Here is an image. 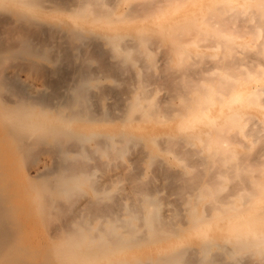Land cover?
I'll list each match as a JSON object with an SVG mask.
<instances>
[{"label":"bare ground","instance_id":"obj_1","mask_svg":"<svg viewBox=\"0 0 264 264\" xmlns=\"http://www.w3.org/2000/svg\"><path fill=\"white\" fill-rule=\"evenodd\" d=\"M187 1L0 0V264H264V0Z\"/></svg>","mask_w":264,"mask_h":264},{"label":"rangeland","instance_id":"obj_2","mask_svg":"<svg viewBox=\"0 0 264 264\" xmlns=\"http://www.w3.org/2000/svg\"><path fill=\"white\" fill-rule=\"evenodd\" d=\"M209 0H198V2L199 3H206V2H208ZM195 3L194 1H191V0H189V1H187V2H185L184 4H182L178 9H176L175 11H171V13L170 12H167V14H173L174 13V15H175V13L178 15H182L183 13L186 15V14H192V12H193V10H195L196 9V7L198 6V4L199 3ZM125 5V3H123L122 2V6H124ZM169 16V15H168ZM124 26V22H122V27ZM122 32H123V29H122ZM202 43V42H201ZM204 44V43H203ZM163 45H161V47H162ZM160 46H152V48H153V53L152 54H154V53H156V54H154V59H156V61H155V63H156V66H158V68H157V71L158 72H156L157 73V75L158 74H160L159 76H160V78L158 77L157 79H156V76H155V78L154 79H156V81H157V83L155 82V84H154V86L153 87H156L155 89H159V90H157L156 92H157V98H161V97H165V96H167V95H169V93H170V88H171V82H170V80H169V78H173L174 77V75H175V72L177 73L178 71H176V69L174 68L173 69V66H174V63H175V58H173V59H171L169 62H165V59H164V56L162 55V54H164V53H161V51L163 50V47L161 48ZM155 48V49H154ZM156 48H160V49H157L156 50ZM161 50V51H160ZM192 50H193V48H192ZM197 51H201V52H203V54L205 55V56H209V55H206L205 53H210L211 52V50H209V49H206V48H204V47H202V46H200L198 49H197ZM219 51V50H218ZM217 51V52H218ZM218 53H220V51L218 52ZM158 54L160 55V57L158 56ZM247 54V53H246ZM245 55V54H244ZM243 54L242 55H240L239 54V57H242V56H244ZM249 55H251V53L249 54ZM249 55H247V56H249ZM158 56V57H157ZM204 56V57H205ZM244 57H246V56H244ZM250 57V56H249ZM249 57H247V58H249ZM210 58H211V60L213 59L214 60V58L213 57H209V58H204V60H203V58H202V60L201 61H203V62H199V64L201 63V65L203 64L204 65V63H205V65H206V68L207 67H210L211 66V63H212V65H213V61H210ZM243 58V57H242ZM242 58H240V59H242ZM158 59H159V61H158ZM162 59V60H161ZM197 59V58H196ZM207 59V60H206ZM244 59H246V58H244ZM262 59V58H261ZM248 61H249V59H247ZM161 61H163V62H161ZM243 61H245V60H243ZM263 61V60H262ZM159 62V63H158ZM196 63H197V61H195ZM194 62V63H195ZM209 62V63H208ZM163 63H166V64H163ZM196 63L194 64V65H196ZM162 64V65H161ZM168 64V65H167ZM208 64V65H207ZM161 65V66H160ZM170 66V67H166V66ZM193 65V64H192ZM200 65V66H201ZM205 65H204V67H205ZM197 66V65H196ZM196 66H194V67H196ZM199 66V65H198ZM197 66V69H200V67H198ZM162 67L163 68H165L166 70H161V72H160V69L159 68H161L162 69ZM204 67H202L201 66V68H204ZM168 69V70H167ZM190 69V70H189ZM189 69H187L189 72L190 71H192L193 69H195V68H191V66H190V68ZM172 70V71H171ZM196 70V69H195ZM167 71V72H166ZM171 73V76H170V73ZM21 74H22V76H21ZM165 74V75H164ZM167 74H168V76H167ZM19 75H20V78L22 79V80H25V81H27V82H32L33 80H34V84L35 85H37V86H41L42 85V82L39 80V79H37L34 75H32V77H31V74L28 72H19ZM126 75H128V74H125V75H122V79L123 78H125L124 76H126ZM165 76V77H164ZM127 77V76H126ZM164 77V78H163ZM163 79V80H162ZM160 80V81H159ZM162 80V81H161ZM37 82V84H36V82ZM101 81L103 82V83H111L113 80H112V78H108V77H103L102 79H101ZM178 81V80H177ZM162 82V83H161ZM159 83V84H158ZM167 83V84H166ZM174 83H175V80H174ZM39 84V85H38ZM163 84H165V85H163ZM123 86V85H122ZM150 86H152V85H150ZM160 87V88H159ZM166 87V88H165ZM161 89V90H160ZM167 90V91H166ZM164 93V95H162L163 93ZM167 92V93H166ZM162 93V94H161ZM166 94V95H165ZM245 111L246 112H249V113H252V114H255V115H257V116H261V112L263 111V110H261L259 107H255V106H250V107H246L245 108ZM250 120H253L252 118L250 119ZM252 122V121H251ZM258 142V141H257ZM263 142V141H262ZM261 142L259 141L258 143H256V145L254 146L255 148H252V149H254V150H252V152H251V150H250V154H252V153H257V149H259V147L262 145V143L260 144ZM258 146V147H257ZM241 149V148H240ZM253 151H255V152H253ZM162 188V187H161ZM160 193L163 195V196H165L166 195V197H171L170 199H174V197H175V195L174 194H172V193H170L169 191H168V189L166 190V189H164V188H162L161 190H160ZM167 193V194H166Z\"/></svg>","mask_w":264,"mask_h":264}]
</instances>
